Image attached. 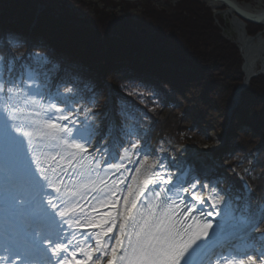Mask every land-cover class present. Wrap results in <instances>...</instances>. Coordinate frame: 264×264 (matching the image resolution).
Returning <instances> with one entry per match:
<instances>
[{
	"label": "snow or ice",
	"instance_id": "snow-or-ice-1",
	"mask_svg": "<svg viewBox=\"0 0 264 264\" xmlns=\"http://www.w3.org/2000/svg\"><path fill=\"white\" fill-rule=\"evenodd\" d=\"M161 91L115 89L0 27V264H264L246 184L146 150Z\"/></svg>",
	"mask_w": 264,
	"mask_h": 264
},
{
	"label": "trees",
	"instance_id": "trees-1",
	"mask_svg": "<svg viewBox=\"0 0 264 264\" xmlns=\"http://www.w3.org/2000/svg\"><path fill=\"white\" fill-rule=\"evenodd\" d=\"M115 4L0 0V27L19 29L44 43L54 58L115 89L139 79L160 85L163 91L148 103L155 110L141 121L149 150L164 142L184 150L207 144L209 130L228 123L225 145L202 158L237 184H244L241 177L248 181L253 207L264 206V74L251 79L242 91L243 105L229 119L230 100L244 81V60L236 44L223 37L211 9L199 0H181L172 12L152 3L137 13L129 3L120 13L107 9ZM246 26L252 36L263 29L248 21ZM107 101L106 94L97 95L98 117Z\"/></svg>",
	"mask_w": 264,
	"mask_h": 264
},
{
	"label": "bare ground",
	"instance_id": "bare-ground-1",
	"mask_svg": "<svg viewBox=\"0 0 264 264\" xmlns=\"http://www.w3.org/2000/svg\"><path fill=\"white\" fill-rule=\"evenodd\" d=\"M200 1L205 2L206 5L209 6L216 15L223 17L226 16V18H228L230 27H228L224 36L225 38H229L235 44H238L239 48L242 50L243 58L246 60L244 66L245 82L250 79L253 74L264 70V33L261 36L253 39L249 36V34H247L246 26L243 21L237 18L230 6L214 0ZM234 1H236L238 5H240L246 11L248 10L251 12H258L259 10L264 9V7L259 8L252 5L251 3L239 2L238 0ZM223 7H225V10H220Z\"/></svg>",
	"mask_w": 264,
	"mask_h": 264
},
{
	"label": "rangeland",
	"instance_id": "rangeland-1",
	"mask_svg": "<svg viewBox=\"0 0 264 264\" xmlns=\"http://www.w3.org/2000/svg\"><path fill=\"white\" fill-rule=\"evenodd\" d=\"M89 1H93V2L97 3L99 5V7H103V5H105L106 3L114 1L116 4L114 7L112 6L113 8L110 6L107 7V9L113 11V13H120L122 11V9L125 8V3H129L130 9H132V11L134 13H137V12H140L141 10H143V7L149 3H152L156 8L166 10L167 12H170V11L172 12L174 9L173 6L175 4L180 3L181 0H143V1L138 0L136 2H130L127 0H89ZM240 1L244 2V3H246V2L251 3L252 5L259 7V8L264 7V0H245V1L240 0ZM200 2H203V1H200ZM68 7L71 10H73L74 12H76L80 19L81 18L84 19L85 16L82 12H78V10L77 9L75 10L74 7L71 5H69ZM220 10H225V8L223 7ZM211 12L213 13V17L215 19V24L217 25L218 28H220L221 33H222L223 37L225 38L224 34L226 33L228 27H230L228 18H226V16L223 17V16L216 15L212 9H211ZM84 22H86V20H84ZM224 131H225L224 126H220V128L216 129V130H215V128H212L209 130V133H208V136L210 138V142L208 144H203V145L198 146V147L192 146L190 148L193 151L195 150L196 152L206 153V154H208L207 155L208 157L209 156L211 157V154L214 153V151H217L222 146H224L225 143H223L221 138H219L222 134H224ZM226 137H227V134H226ZM161 147L165 148L167 151H172V152L174 151V149H176V151H179V152L183 151L182 148L175 147V144H173L171 142H164L163 144L160 145V147L154 153H157V155L163 156L164 154L159 152ZM146 150H149V149L146 148Z\"/></svg>",
	"mask_w": 264,
	"mask_h": 264
},
{
	"label": "water",
	"instance_id": "water-1",
	"mask_svg": "<svg viewBox=\"0 0 264 264\" xmlns=\"http://www.w3.org/2000/svg\"><path fill=\"white\" fill-rule=\"evenodd\" d=\"M130 2H136V0H127ZM213 1V0H212ZM214 1H219L222 4H225L227 6H230L233 10V12L235 13V15L237 16V18L241 21H243V23L245 24V22L249 21L252 22L254 24H261L264 26V9L259 10L258 12H251V11H246L244 10L240 5H238V3L234 0H214ZM264 33V29L262 31H259V33H257L255 36H250L251 38H257L259 36H261ZM239 47V46H238ZM262 48V47H261ZM240 49V48H239ZM240 51L242 52V50L240 49ZM243 57V56H242ZM244 61H246L243 58ZM244 66H245V62L242 66V70L244 71ZM245 73V71H244ZM261 74H264V70L259 71L258 73L253 74L250 79H248L246 82L245 80L243 81V83L241 85H239V87L237 88V90L235 91V97L237 98H241V91L245 88H248L250 85V80L252 78H255ZM236 107L233 106V109H235Z\"/></svg>",
	"mask_w": 264,
	"mask_h": 264
}]
</instances>
